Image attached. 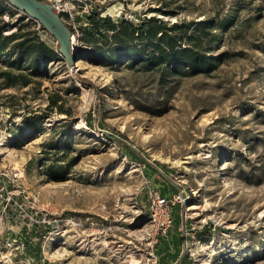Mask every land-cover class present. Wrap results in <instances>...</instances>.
Wrapping results in <instances>:
<instances>
[{"label": "rangeland", "instance_id": "obj_1", "mask_svg": "<svg viewBox=\"0 0 264 264\" xmlns=\"http://www.w3.org/2000/svg\"><path fill=\"white\" fill-rule=\"evenodd\" d=\"M71 4L68 66L54 38L0 1V33L15 34L0 51V264H264V0ZM92 14L184 24L171 31L181 46L206 21L213 38L199 42L214 66L102 62V40L85 36ZM35 40L56 58L30 55ZM173 195L168 210L156 204Z\"/></svg>", "mask_w": 264, "mask_h": 264}, {"label": "trees", "instance_id": "obj_2", "mask_svg": "<svg viewBox=\"0 0 264 264\" xmlns=\"http://www.w3.org/2000/svg\"><path fill=\"white\" fill-rule=\"evenodd\" d=\"M87 20L89 26L85 29V36H89L88 40L98 37L103 42L95 46L102 62L109 61L110 63H114L119 58L125 57L129 58L131 63H138L141 68L146 70L164 66L165 68L172 69L181 68L184 74L201 71L208 72L214 66L213 59L215 58L206 55L204 51L202 52L199 42L202 36H208L210 38L208 42L213 38V35L207 30L206 21L197 23L196 27L198 30L201 29V31L196 34H188L186 36L187 44L181 46V37L173 34L171 31L181 30L186 26L184 24H174L172 27H164L161 24H157L152 27L150 23L156 20L144 19L139 26L134 27L131 23L122 19L119 20V23H114L108 18H98L93 14L88 15ZM101 28L112 32L111 39L113 43L119 44L123 49L119 46V48H106L107 33L99 32ZM138 32L139 36L135 39L140 41V45L132 43L134 34ZM14 37L15 34L12 36H2L0 33V40H2L0 51L4 49V43L15 39ZM27 41V39L17 41L15 46L20 50H24V45ZM34 48L36 49L35 51L33 50ZM33 49L30 48V55L43 63L47 60H54L57 56L53 49L38 40H35ZM92 58L93 56L88 57L90 60ZM21 84L26 85L28 81L24 80ZM116 141L119 140L116 139ZM125 149L129 154L136 155L135 150L129 145H125Z\"/></svg>", "mask_w": 264, "mask_h": 264}, {"label": "water", "instance_id": "obj_3", "mask_svg": "<svg viewBox=\"0 0 264 264\" xmlns=\"http://www.w3.org/2000/svg\"><path fill=\"white\" fill-rule=\"evenodd\" d=\"M1 1V0H0ZM13 8L23 12L28 18L37 22L56 41L57 53L68 66L76 61L73 57L76 42L72 39V31L56 13L49 3L40 0H3ZM73 69V67H72Z\"/></svg>", "mask_w": 264, "mask_h": 264}, {"label": "built area", "instance_id": "obj_4", "mask_svg": "<svg viewBox=\"0 0 264 264\" xmlns=\"http://www.w3.org/2000/svg\"><path fill=\"white\" fill-rule=\"evenodd\" d=\"M40 1L49 3L56 13H58L60 16L61 14H66L71 20L74 18V15L79 13L78 11L75 10L74 5L71 4V2L73 3L74 1H80V0H40ZM83 10L87 11L86 8ZM72 29L77 32L74 24L72 25ZM72 39L74 40L73 34H72ZM181 200H182L181 195H173L172 197L169 198H164V197L160 198L158 196L156 199V204L159 207H164L166 210H168L173 205H175L176 202H180ZM169 223H170V218L168 213L166 212V219L165 221H162V223H160V229L161 227H163L162 230L164 232L167 224Z\"/></svg>", "mask_w": 264, "mask_h": 264}, {"label": "bare ground", "instance_id": "obj_5", "mask_svg": "<svg viewBox=\"0 0 264 264\" xmlns=\"http://www.w3.org/2000/svg\"><path fill=\"white\" fill-rule=\"evenodd\" d=\"M108 14H109V13H108ZM113 15H114V14H113ZM78 67H79V64H76V66L73 67V69H76V68H78ZM0 151H1V153H5V152H7L6 144H5L4 141H0Z\"/></svg>", "mask_w": 264, "mask_h": 264}]
</instances>
